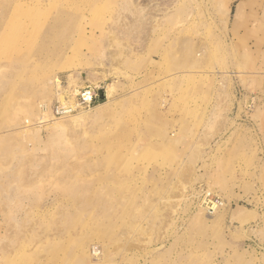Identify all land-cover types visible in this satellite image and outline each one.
<instances>
[{
    "label": "rangeland",
    "instance_id": "rangeland-1",
    "mask_svg": "<svg viewBox=\"0 0 264 264\" xmlns=\"http://www.w3.org/2000/svg\"><path fill=\"white\" fill-rule=\"evenodd\" d=\"M0 264H264V0H0Z\"/></svg>",
    "mask_w": 264,
    "mask_h": 264
},
{
    "label": "built area",
    "instance_id": "built-area-1",
    "mask_svg": "<svg viewBox=\"0 0 264 264\" xmlns=\"http://www.w3.org/2000/svg\"><path fill=\"white\" fill-rule=\"evenodd\" d=\"M57 81L61 86V82L59 81V79H57ZM99 89V85H86L82 88H79L72 99L69 97V94H66L63 88L59 87L57 97L54 100L55 104L53 105L51 110V116L53 118H56L80 109L93 106L95 102L102 100L100 99L98 94ZM201 193L203 198L200 201L207 212H214L217 208L222 206L223 200L218 195L213 194L208 190L205 191L203 189H201Z\"/></svg>",
    "mask_w": 264,
    "mask_h": 264
},
{
    "label": "bare ground",
    "instance_id": "bare-ground-1",
    "mask_svg": "<svg viewBox=\"0 0 264 264\" xmlns=\"http://www.w3.org/2000/svg\"><path fill=\"white\" fill-rule=\"evenodd\" d=\"M19 28H21V27H19ZM29 35V34H28ZM30 44V43H29ZM96 75V74H95ZM93 73H91V79H93V78H95L94 76H95ZM71 76V75H70ZM44 79H45V81H44V84H47V83H50L51 82V78L50 77H44ZM96 79V78H95ZM74 82V81H73ZM72 83V82H71ZM55 84L57 85V87L59 88L60 87V85H59V83H58V81H57V79L55 80ZM72 86V85H71ZM107 87V86H106ZM57 88V89H58ZM108 88V87H107ZM56 91H58V90H56ZM74 93V92H73ZM58 94V93H57ZM57 96V95H56ZM111 100V97H110V93L109 92H106V101H104V102H102V103H100V104H98L97 106L95 105V108H99V107H101V106H105L109 101ZM93 108V107H92ZM92 108H90V109H92ZM81 110V109H80ZM93 110V109H92ZM101 111V110H100ZM100 111H98V112H100ZM102 112V111H101ZM43 113V112H42ZM83 114H86L85 113V111H81V112H78L77 114H74V115H71V116H69L68 117V119L67 120H71V122H75L76 120H78L81 116H83ZM50 115H51V113H50ZM49 116V114H42V118H44L43 119V122L44 123H47L48 122V119H46V118H49L48 117ZM52 117V116H51ZM55 120H58L56 123H54L53 125H52V127H64L66 124H67V122L68 121H66V120H59V119H55ZM223 204V203H222ZM199 205L200 206H203L202 204H201V201L199 202ZM204 207V206H203ZM205 208V207H204ZM219 208H221V206L219 207ZM219 208H217L216 210H215V212L216 211H218L219 210ZM210 214V213H209ZM92 247H94V246H92ZM95 248V247H94ZM94 248H91V249H93V255L94 254H97V251H96V249H94ZM99 252V251H98ZM97 256V255H96Z\"/></svg>",
    "mask_w": 264,
    "mask_h": 264
},
{
    "label": "crops",
    "instance_id": "crops-1",
    "mask_svg": "<svg viewBox=\"0 0 264 264\" xmlns=\"http://www.w3.org/2000/svg\"><path fill=\"white\" fill-rule=\"evenodd\" d=\"M82 82L84 83V84H83L84 86L89 85V84H85L86 81H82ZM95 85H96V84H95ZM84 86H83V87H84ZM77 87H78V88H82V87H81V84H80L79 82L77 83ZM235 208H237V206H235V207H233V208L230 209V215L236 217V215L233 214ZM241 212H242V210H241Z\"/></svg>",
    "mask_w": 264,
    "mask_h": 264
},
{
    "label": "water",
    "instance_id": "water-1",
    "mask_svg": "<svg viewBox=\"0 0 264 264\" xmlns=\"http://www.w3.org/2000/svg\"><path fill=\"white\" fill-rule=\"evenodd\" d=\"M103 91H104L103 88H100L99 91H98V94H99L100 99H103L104 98Z\"/></svg>",
    "mask_w": 264,
    "mask_h": 264
}]
</instances>
